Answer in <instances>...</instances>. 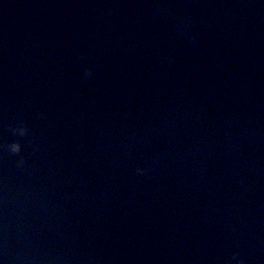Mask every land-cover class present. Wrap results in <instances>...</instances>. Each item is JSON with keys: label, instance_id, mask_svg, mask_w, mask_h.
Returning a JSON list of instances; mask_svg holds the SVG:
<instances>
[{"label": "water", "instance_id": "water-1", "mask_svg": "<svg viewBox=\"0 0 264 264\" xmlns=\"http://www.w3.org/2000/svg\"><path fill=\"white\" fill-rule=\"evenodd\" d=\"M0 264H264V0H0Z\"/></svg>", "mask_w": 264, "mask_h": 264}, {"label": "clouds", "instance_id": "clouds-1", "mask_svg": "<svg viewBox=\"0 0 264 264\" xmlns=\"http://www.w3.org/2000/svg\"><path fill=\"white\" fill-rule=\"evenodd\" d=\"M90 75H91V70H86L85 76L87 77V76H90ZM14 131H16V132H18V133H20L22 135L24 133L25 129H24L23 126H19V127L15 128ZM9 150L11 152H13V153H18L20 151V145L17 142H13V143H11L9 145ZM19 162L20 163L23 162L22 158H21V160ZM137 171L139 173H144L145 170L144 169H137Z\"/></svg>", "mask_w": 264, "mask_h": 264}]
</instances>
